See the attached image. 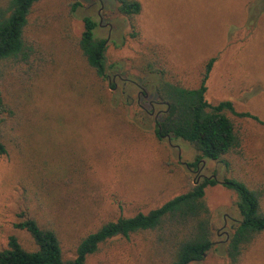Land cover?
Returning a JSON list of instances; mask_svg holds the SVG:
<instances>
[{
    "label": "rangeland",
    "instance_id": "1",
    "mask_svg": "<svg viewBox=\"0 0 264 264\" xmlns=\"http://www.w3.org/2000/svg\"><path fill=\"white\" fill-rule=\"evenodd\" d=\"M70 1L42 4L33 16L38 27L32 38L43 45L47 58L45 76L35 86L10 80L13 94L30 114L21 129L27 139L21 149L10 145L9 153L0 156V251L13 235L33 249L31 236L15 224L36 208L28 196L33 199L41 185L52 191L54 221L63 232L65 256L72 257L79 240L105 222L149 212L182 193L192 180L222 181L226 176L225 166L212 161L187 167L195 160L194 149L182 140L157 139L152 119L158 109L151 116L141 114L140 108L149 112L156 100L137 62L149 44L167 48L190 87L198 86L205 62L216 58L207 100H232L238 111L264 120V0H140L136 38L130 36V22L116 13L114 0H79L75 17L68 14ZM86 16L99 23L110 60L122 66L117 95L129 99V107L116 98L113 105L108 98L101 103L92 92H82L95 82L74 46ZM125 80L131 85L121 84ZM245 124L250 137L243 168L264 181V127L252 119ZM235 200L221 184L206 189L219 244L226 243L241 220ZM87 264H146L144 243L137 237L117 239ZM193 264L223 260L212 254ZM245 264H264V241L248 253Z\"/></svg>",
    "mask_w": 264,
    "mask_h": 264
},
{
    "label": "trees",
    "instance_id": "2",
    "mask_svg": "<svg viewBox=\"0 0 264 264\" xmlns=\"http://www.w3.org/2000/svg\"><path fill=\"white\" fill-rule=\"evenodd\" d=\"M51 1L0 0V156L9 153L10 145L21 149L26 139L21 129L28 123L30 112L13 94L10 80H19L22 87L35 86L45 74L48 64L44 47L32 38L38 27L33 24V16L38 7ZM114 1L116 13L130 22V36L136 38L143 13L141 1ZM69 7L68 14L75 17L81 2L71 0ZM82 22L83 31L75 37L74 46L95 81L82 92H92L93 99L97 97L101 103L108 98L113 105L114 98L119 101L121 97L116 81L123 77L118 73L122 66L110 60L108 39L98 35L99 23L88 16ZM215 61L210 58L205 62L198 86L190 87L182 81L165 46L147 45L137 62L141 78L153 86L156 100L151 111L139 110L146 117L158 109L152 119L158 140H182L194 149L195 160L187 167L197 169L204 161L223 164L227 172L222 181L216 177L192 180L182 193L149 212L105 222L79 240L72 257L65 256L63 232L54 221L52 191L48 193L41 185L34 190L33 199L28 196L29 203L36 201L38 205L27 215L21 214L15 224L31 236L33 249L25 248L17 236H10L8 246L0 251V264H87L111 242L133 237L144 243L146 264H193L212 254L220 256L223 264H245L248 253L264 241V181L246 175L243 168L248 161L246 143L250 137L245 121L252 119L264 127V120L238 111L232 100H207ZM126 81L121 84L131 85ZM120 101L131 106L129 99ZM219 184L235 194L234 204L241 215L224 244L215 241L216 224L206 201V189Z\"/></svg>",
    "mask_w": 264,
    "mask_h": 264
},
{
    "label": "flooded vegetation",
    "instance_id": "3",
    "mask_svg": "<svg viewBox=\"0 0 264 264\" xmlns=\"http://www.w3.org/2000/svg\"><path fill=\"white\" fill-rule=\"evenodd\" d=\"M151 104H153V102Z\"/></svg>",
    "mask_w": 264,
    "mask_h": 264
}]
</instances>
